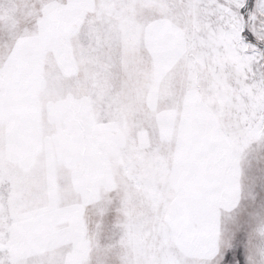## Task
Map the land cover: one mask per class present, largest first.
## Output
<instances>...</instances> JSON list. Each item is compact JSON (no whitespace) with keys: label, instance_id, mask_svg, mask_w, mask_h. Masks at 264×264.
<instances>
[{"label":"snow or ice","instance_id":"1","mask_svg":"<svg viewBox=\"0 0 264 264\" xmlns=\"http://www.w3.org/2000/svg\"><path fill=\"white\" fill-rule=\"evenodd\" d=\"M0 264H264V0H0Z\"/></svg>","mask_w":264,"mask_h":264}]
</instances>
